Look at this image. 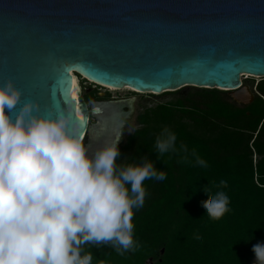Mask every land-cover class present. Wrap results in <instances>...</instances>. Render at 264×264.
<instances>
[{
	"label": "water",
	"instance_id": "obj_1",
	"mask_svg": "<svg viewBox=\"0 0 264 264\" xmlns=\"http://www.w3.org/2000/svg\"><path fill=\"white\" fill-rule=\"evenodd\" d=\"M72 66L103 87L217 89L248 105L257 92L241 76L264 77V0H0V84L12 79L37 114L83 117L90 154L121 135L119 145L135 97L88 108L71 71L73 87L63 92Z\"/></svg>",
	"mask_w": 264,
	"mask_h": 264
},
{
	"label": "clouds",
	"instance_id": "obj_2",
	"mask_svg": "<svg viewBox=\"0 0 264 264\" xmlns=\"http://www.w3.org/2000/svg\"><path fill=\"white\" fill-rule=\"evenodd\" d=\"M21 96L12 79L0 84V264H93L86 245H109L121 256L136 251L133 216L145 203L144 182L163 181L166 173L147 157L118 164L121 135L90 154L82 118L73 119L71 111L37 114L38 106L21 104ZM155 149L157 159L183 152L182 160L191 162L187 145L177 148L167 127ZM191 156L195 165L208 166L195 148ZM215 187L227 188V181ZM204 191L208 217L221 219L230 210L228 195L213 194L209 185ZM252 251L255 264H264V244Z\"/></svg>",
	"mask_w": 264,
	"mask_h": 264
},
{
	"label": "trees",
	"instance_id": "obj_3",
	"mask_svg": "<svg viewBox=\"0 0 264 264\" xmlns=\"http://www.w3.org/2000/svg\"><path fill=\"white\" fill-rule=\"evenodd\" d=\"M255 90L253 101L243 105L202 88L198 101L161 103L136 116L139 127L118 145L117 163L147 157L166 179L144 182L145 203L133 216L137 250L121 256L109 245H86L93 264H253V246L264 244V79ZM165 127L176 133L177 148L187 145L190 163L183 152L157 159L155 141ZM193 148L206 168L195 165ZM222 180L227 188L215 187ZM207 185L229 197L230 210L219 220L210 219L201 204Z\"/></svg>",
	"mask_w": 264,
	"mask_h": 264
},
{
	"label": "rangeland",
	"instance_id": "obj_4",
	"mask_svg": "<svg viewBox=\"0 0 264 264\" xmlns=\"http://www.w3.org/2000/svg\"><path fill=\"white\" fill-rule=\"evenodd\" d=\"M78 79H79V85L81 87L80 88L81 96L83 97L85 102L95 101V100H107L106 97L108 98L135 97L134 112L131 118L127 122V126L124 130V136L126 134L133 132L136 128L139 127V125L136 123V116L139 113L143 112L145 108H150L161 103L175 102L178 99L185 100L191 98L193 101L194 100L198 101V97L196 96L195 93L202 90V88L187 86L178 89L176 91L164 92L161 94L137 93L128 89L110 90L106 87L99 86L93 82H90L81 76H78ZM262 79H264V77L247 75L244 76L241 79V81L243 85H247L251 90H254L256 83ZM222 93H224L226 96H228L231 99V97L229 96L230 95L229 91H222ZM88 95L90 97H88ZM95 95H98V97L102 99L94 97ZM254 158L255 156H253V161ZM161 252L162 250L159 252V254ZM149 260H151L152 263V259H148L146 264H149ZM253 263H255V258L253 260Z\"/></svg>",
	"mask_w": 264,
	"mask_h": 264
},
{
	"label": "snow or ice",
	"instance_id": "obj_5",
	"mask_svg": "<svg viewBox=\"0 0 264 264\" xmlns=\"http://www.w3.org/2000/svg\"><path fill=\"white\" fill-rule=\"evenodd\" d=\"M74 66L70 68H65L63 71L66 75H63V92L66 94V96L71 92V89L73 87V82L70 77V71L72 70ZM75 99V97H73ZM99 111V109H97ZM83 120V117H81Z\"/></svg>",
	"mask_w": 264,
	"mask_h": 264
},
{
	"label": "bare ground",
	"instance_id": "obj_6",
	"mask_svg": "<svg viewBox=\"0 0 264 264\" xmlns=\"http://www.w3.org/2000/svg\"><path fill=\"white\" fill-rule=\"evenodd\" d=\"M71 76L73 77V79H74V83H75V86H76V88H78V97L80 96V94H81V87H80V85H79V79H78V76H77V74L75 73V72H72L71 71ZM244 76H247V75H243L242 76V78L244 77ZM84 78V77H83ZM241 78V79H242ZM88 81H90V82H92L91 80H88ZM106 88H108V89H110V90H123V89H128V90H133L132 88H129V87H123V88H113V87H108V86H106Z\"/></svg>",
	"mask_w": 264,
	"mask_h": 264
},
{
	"label": "flooded vegetation",
	"instance_id": "obj_7",
	"mask_svg": "<svg viewBox=\"0 0 264 264\" xmlns=\"http://www.w3.org/2000/svg\"><path fill=\"white\" fill-rule=\"evenodd\" d=\"M108 99H111V98H108ZM108 99H107V100H108ZM86 104H87V107L90 108V106H91V101L86 102ZM88 120H89V121H94V118L89 114Z\"/></svg>",
	"mask_w": 264,
	"mask_h": 264
},
{
	"label": "built area",
	"instance_id": "obj_8",
	"mask_svg": "<svg viewBox=\"0 0 264 264\" xmlns=\"http://www.w3.org/2000/svg\"><path fill=\"white\" fill-rule=\"evenodd\" d=\"M241 78H242V76H241ZM255 89V88H254Z\"/></svg>",
	"mask_w": 264,
	"mask_h": 264
}]
</instances>
